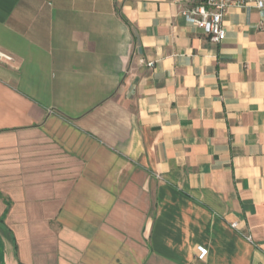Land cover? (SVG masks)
I'll use <instances>...</instances> for the list:
<instances>
[{"label": "crops", "instance_id": "crops-1", "mask_svg": "<svg viewBox=\"0 0 264 264\" xmlns=\"http://www.w3.org/2000/svg\"><path fill=\"white\" fill-rule=\"evenodd\" d=\"M192 1L0 0V264H264V14Z\"/></svg>", "mask_w": 264, "mask_h": 264}, {"label": "built area", "instance_id": "built-area-1", "mask_svg": "<svg viewBox=\"0 0 264 264\" xmlns=\"http://www.w3.org/2000/svg\"><path fill=\"white\" fill-rule=\"evenodd\" d=\"M190 4L181 8L179 13L189 24L200 29L208 41L214 45H219L225 39L223 18L230 7L240 9L253 7L264 14V0H193ZM10 60L9 56L0 53V61ZM147 65L152 67V63ZM247 240L250 242L251 238L247 237ZM206 254V249L197 248V258L199 260H202Z\"/></svg>", "mask_w": 264, "mask_h": 264}]
</instances>
